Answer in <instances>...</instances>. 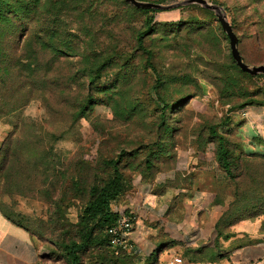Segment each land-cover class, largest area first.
I'll return each mask as SVG.
<instances>
[{
  "label": "rangeland",
  "instance_id": "obj_1",
  "mask_svg": "<svg viewBox=\"0 0 264 264\" xmlns=\"http://www.w3.org/2000/svg\"><path fill=\"white\" fill-rule=\"evenodd\" d=\"M91 2L68 5L54 19L49 51L38 48L47 6L39 2L34 43L50 63L51 93L48 101L37 97L0 118V147L10 150L0 170V220L25 226L46 262L66 264L62 245L82 239L90 186L111 173L104 160L121 155L125 183L112 201L117 214L131 212L139 186L154 194L176 185L191 194L210 181L218 232L244 227L264 234V77L237 66L213 10L181 4L146 13L125 0H97L89 9ZM208 2L232 25L244 61L264 64V0ZM150 17L143 40L152 66L135 40ZM24 33L20 24H1L6 55L18 51ZM114 46L117 55L108 57ZM98 64L101 76L90 82L88 70ZM219 137L232 155L234 179L217 160ZM81 260L138 264L108 245L89 247Z\"/></svg>",
  "mask_w": 264,
  "mask_h": 264
},
{
  "label": "crops",
  "instance_id": "obj_2",
  "mask_svg": "<svg viewBox=\"0 0 264 264\" xmlns=\"http://www.w3.org/2000/svg\"><path fill=\"white\" fill-rule=\"evenodd\" d=\"M199 185L191 194L176 185L154 194L136 188L128 213L134 218L133 228L125 250L131 260L138 264H264V234L244 227L218 232L214 190L209 189L210 181L206 188ZM44 254L25 226L6 217L0 220V264H50Z\"/></svg>",
  "mask_w": 264,
  "mask_h": 264
},
{
  "label": "trees",
  "instance_id": "obj_3",
  "mask_svg": "<svg viewBox=\"0 0 264 264\" xmlns=\"http://www.w3.org/2000/svg\"><path fill=\"white\" fill-rule=\"evenodd\" d=\"M87 1H92L90 4H87L90 9L93 6L92 3L97 0H45L47 6L44 5L43 11L41 12L44 20L42 24L44 38L40 40L38 48H40V50L49 51L48 49L51 48L49 39L53 37L52 33L54 35L52 23L55 18L63 13L62 11H64L68 5L72 8L75 7L80 9L81 7H85L84 5ZM39 2L41 4V0H0V30L2 23L5 25L8 24L9 26L12 25V27L20 24L22 31L25 32V40L21 43L18 51L11 50L10 55H6L0 45V87L6 88V90H0V118L10 115L37 97L45 101L49 100L48 93H51L49 87L52 83L48 78V67L50 63L45 62L43 59L41 60L34 43L37 33L36 21L38 14L37 7L40 5ZM48 6H51V8H48ZM134 10L146 13L153 11V9L136 7H134ZM207 11L212 13L210 10ZM151 23L152 18L150 17L145 22V29L137 32L135 35L137 49L145 54L146 62L149 66H152V64H150L152 52L144 46L143 38L148 31L151 30ZM113 48L111 55L108 57L117 55L115 46ZM63 49L65 50V48L61 46L60 50L62 52ZM94 53L95 52H93V54ZM101 66V64L95 67L91 66L88 70L90 71V82H93L96 78L101 76ZM255 76L264 77L263 74ZM15 86L17 90H10ZM65 94L66 92L64 90L59 93L61 97H64ZM88 100L89 99H84L80 102L79 111L85 108ZM229 120L230 118H228V121ZM211 131H213V128H211ZM222 139L223 138L220 137L218 138L216 150L217 160L227 176L234 179L236 175L231 166L232 155ZM9 151V149L3 150L2 147H0V170L8 158ZM121 159L120 155L117 158L104 160L103 163L107 167H110L111 173L101 181L90 186V196L84 205L81 216L83 222L82 239L80 242L71 241L70 243L62 245L63 257L66 264H83L81 260L82 254L93 245H108L110 248H113L109 242L107 229L114 225L119 217V214L112 209V201L124 191L125 178L122 170L119 168ZM18 224L21 225L20 223ZM96 230L99 234L95 236L94 233ZM100 264L103 263L101 262Z\"/></svg>",
  "mask_w": 264,
  "mask_h": 264
},
{
  "label": "water",
  "instance_id": "obj_4",
  "mask_svg": "<svg viewBox=\"0 0 264 264\" xmlns=\"http://www.w3.org/2000/svg\"><path fill=\"white\" fill-rule=\"evenodd\" d=\"M125 1L133 5L136 8H143V9H169L174 6H179L181 4H198V5L203 6L204 8L213 10L222 27V30L225 32V34L228 37L230 53H231L233 60L237 64V66L243 72H246L249 75H252V76L258 75V74L264 75V64L249 65L242 59V56L237 46V43H238L237 35L235 34L230 22L226 19L225 14L221 11L220 6L209 3L208 0H184L182 2H178L175 4H169V5H163L161 3H157L153 1H143V0H125Z\"/></svg>",
  "mask_w": 264,
  "mask_h": 264
},
{
  "label": "built area",
  "instance_id": "obj_5",
  "mask_svg": "<svg viewBox=\"0 0 264 264\" xmlns=\"http://www.w3.org/2000/svg\"><path fill=\"white\" fill-rule=\"evenodd\" d=\"M244 114V112H243ZM134 218L130 214H120L116 223L107 229L109 242L115 249L126 250L129 248L128 236L133 228ZM175 262H181L180 258H174Z\"/></svg>",
  "mask_w": 264,
  "mask_h": 264
}]
</instances>
